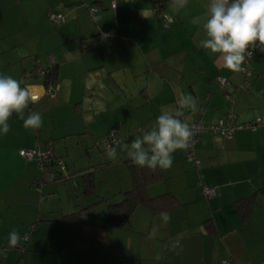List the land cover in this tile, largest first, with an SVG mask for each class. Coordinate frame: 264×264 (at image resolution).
<instances>
[{"label": "crops", "instance_id": "0c3cea01", "mask_svg": "<svg viewBox=\"0 0 264 264\" xmlns=\"http://www.w3.org/2000/svg\"><path fill=\"white\" fill-rule=\"evenodd\" d=\"M156 4L174 17L170 25L154 12ZM48 11L64 20L53 22ZM245 43L253 51L248 75L239 69ZM51 58L53 96L36 71ZM218 75L228 79L223 87ZM223 90L232 93L238 122L260 120L228 138L202 132L190 161L186 146L176 143L184 122L222 118L230 106ZM111 129L119 138L114 145L135 136L118 187L98 191L97 169L82 164L78 194L94 199L78 198L67 211L58 200L49 209L43 188L54 166L42 168L19 149L49 146L71 174L63 156L69 137L77 131L91 144ZM133 156L161 168L147 193L169 192L179 205L154 214L138 205L124 227L108 228L107 239L79 240V224L62 222V215L99 196L118 199L132 187L126 160ZM87 170L94 171L96 195L81 192ZM202 184L215 185L216 194L206 197ZM250 196L241 218L236 200ZM79 219L108 225L106 203L83 209ZM47 221L62 224L50 238L60 241V258L65 246L88 264H264V0H0V262L33 264L32 249L48 239L33 232L29 248L20 235ZM40 251L48 263L52 250Z\"/></svg>", "mask_w": 264, "mask_h": 264}, {"label": "rangeland", "instance_id": "374dc122", "mask_svg": "<svg viewBox=\"0 0 264 264\" xmlns=\"http://www.w3.org/2000/svg\"><path fill=\"white\" fill-rule=\"evenodd\" d=\"M17 36V35H16ZM50 42V35H46L42 38V41L39 43V48H41L43 51L46 48V44ZM35 43V42H34ZM131 123H133V120H130ZM77 126V125H76ZM132 134H135V131L130 130ZM109 130L105 136H108ZM83 133H73L71 137H69L67 141L66 151L63 152V156L68 163H70L74 169V171L71 174H67L66 170V178L61 179H54L51 177V182H48L43 190L45 192H49L48 199H45L44 202H48V208L50 209V206L52 208H55L57 206V201L59 200V206H61L63 211H67L70 208H72L74 203H77L78 200H82L79 196V186L80 185V175L78 173V168L81 167L82 164H90L91 166L95 167L97 169V181H98V191H107L110 188H112V185H115V188L118 187V181H120L123 177L124 173V158L126 155L134 154L135 153V136L131 137L132 141L128 140L123 142L122 145H111L109 147H103V143L107 139V137L104 138V140L97 139L96 136L93 137L94 141L92 140L91 144L90 137L88 135H82ZM138 141L139 147H141V141L139 137H136ZM139 139V140H138ZM78 141V142H77ZM130 141V143H129ZM77 142V143H75ZM84 142L85 145L82 143ZM90 144V148H87V144ZM124 149L126 151H124ZM103 166V168H102ZM78 170V171H77ZM42 188V187H41ZM69 197V201H68ZM79 198V199H78ZM91 199H94L93 197H88L84 201H91ZM83 201V202H84ZM70 204V205H69ZM69 205V206H68ZM97 213H99L100 209H105V204L101 203L98 204L96 207ZM46 210H43L45 212ZM58 213V212H57ZM56 210L54 214H51V216H57ZM93 213V212H89ZM48 213H44L43 216H46ZM56 214V215H55ZM88 215V214H87ZM99 216V215H98ZM41 227L38 229V231H35V227L30 231V227L28 226L27 229L22 233L29 232V240H28V247L31 248V244L33 243V232H35V235H39L41 238L48 239V243H45L46 246L38 245L34 247L35 250L31 254V260L33 264H88V260L85 258H79V256L69 255L67 254V247H62V253H65L63 258L59 256L58 250L60 246V241L55 239H50L51 236L57 234L58 226H61V222L54 221V222H40ZM21 234V235H22ZM38 236V238H39ZM50 239V241H49ZM70 238L67 239L69 241ZM59 244V245H58ZM68 245L72 247L71 242H68ZM12 248V247H11ZM40 249H50L52 250L50 261L47 263L46 261V255L45 253H42ZM66 251H64V250ZM73 249V248H71ZM20 252V250L18 249ZM0 264H12V262L7 261L0 262Z\"/></svg>", "mask_w": 264, "mask_h": 264}, {"label": "trees", "instance_id": "16d2710c", "mask_svg": "<svg viewBox=\"0 0 264 264\" xmlns=\"http://www.w3.org/2000/svg\"><path fill=\"white\" fill-rule=\"evenodd\" d=\"M43 81L46 86L56 81V67L54 65L49 67L48 70L43 74ZM169 145L170 144L163 145L162 147H168ZM126 161H129V163L131 162V164L129 165V169L132 177V187L130 189L120 191V196L116 200H110L106 197L99 196L97 200L88 204L87 206L81 207L77 210L62 215V222H76L79 224V240L99 241L107 239L108 228L124 227L130 214L138 205L144 206L153 214L177 207L179 205L177 199L169 192H164L155 196H151L147 193V185L162 178V171L158 163H143L137 157L134 156L128 158ZM55 169L56 167L51 170V173L54 172ZM66 170L67 167L65 168V170L59 173L58 178L54 179H65ZM39 182V180L35 181L34 185L38 187ZM81 192L84 196L96 195L93 170H87L83 172ZM251 198L252 196L236 200L237 211L241 218H243L248 212L246 210V204H250ZM101 201H104L106 203L109 219L108 225L99 223L97 221L89 222L81 221L79 219L80 213L83 209L91 208ZM30 226L31 227L29 230L31 231L33 229L34 223ZM24 234H27L26 239L21 238V236ZM24 234L20 235V239L26 242L29 238V232H26Z\"/></svg>", "mask_w": 264, "mask_h": 264}, {"label": "built area", "instance_id": "2783aa9c", "mask_svg": "<svg viewBox=\"0 0 264 264\" xmlns=\"http://www.w3.org/2000/svg\"><path fill=\"white\" fill-rule=\"evenodd\" d=\"M111 7L112 8L115 7L114 2H111ZM90 10L91 11L95 10V7H90ZM154 12L158 16L162 17L165 26L170 25V23L174 19L172 15L168 14L164 10L161 4L154 5ZM47 15L49 19L55 23H59L64 20V16L61 12L48 11ZM244 48L245 51H244V55L242 56V60L239 64V69L248 75L250 74L251 71L249 68V62L252 59L253 51L250 48L249 43H245ZM52 65H54L53 58H51L48 64L38 63L36 67V71L39 74H44L48 70V68L51 67ZM216 79L221 87L226 85L228 82L227 77L223 75H218ZM56 88H57V84L55 83L49 84L48 86H46L45 93L49 96H53L54 89ZM223 92L225 93V96L230 106L228 111L225 113V115L222 118L212 123H203L193 120L184 122L183 131L181 135L178 136L176 142L178 144H183L186 146L187 148L186 157L190 161L195 160V148L202 132L207 131L211 134H219L222 137L228 138L231 137L234 131L238 128H242V127L255 128L258 121L260 120L259 117H256L251 121L238 122L236 120V113L233 109L232 93L226 92L225 90H223ZM118 142H119V138L117 136V130L111 129L109 135L107 136V139L103 143V147H109L111 145L117 144ZM19 154L29 160L35 158L39 162L42 168L45 167L46 162L53 163V166L56 167V169L54 172L51 173L52 178H58L59 173L65 170L66 168L65 161L61 157L55 156L52 149L49 146L20 148ZM201 190L206 197H210L216 194L217 187L215 185L202 184ZM21 238L26 239L27 234L22 235ZM222 262L223 264H233L230 259H224Z\"/></svg>", "mask_w": 264, "mask_h": 264}]
</instances>
